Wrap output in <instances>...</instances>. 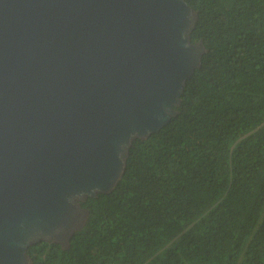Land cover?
<instances>
[{"label": "water", "instance_id": "1", "mask_svg": "<svg viewBox=\"0 0 264 264\" xmlns=\"http://www.w3.org/2000/svg\"><path fill=\"white\" fill-rule=\"evenodd\" d=\"M197 19L185 0H0V264L67 250L81 203L178 114Z\"/></svg>", "mask_w": 264, "mask_h": 264}, {"label": "trees", "instance_id": "2", "mask_svg": "<svg viewBox=\"0 0 264 264\" xmlns=\"http://www.w3.org/2000/svg\"><path fill=\"white\" fill-rule=\"evenodd\" d=\"M206 53L178 114L132 143L67 250L33 264H264V0H185Z\"/></svg>", "mask_w": 264, "mask_h": 264}]
</instances>
